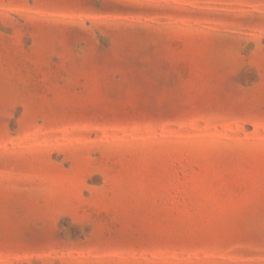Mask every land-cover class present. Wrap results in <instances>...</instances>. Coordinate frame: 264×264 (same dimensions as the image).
<instances>
[{
    "label": "rangeland",
    "instance_id": "1",
    "mask_svg": "<svg viewBox=\"0 0 264 264\" xmlns=\"http://www.w3.org/2000/svg\"><path fill=\"white\" fill-rule=\"evenodd\" d=\"M0 264H264V0H0Z\"/></svg>",
    "mask_w": 264,
    "mask_h": 264
}]
</instances>
